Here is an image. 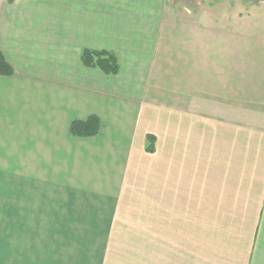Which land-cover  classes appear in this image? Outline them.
Returning <instances> with one entry per match:
<instances>
[{
  "label": "crops",
  "instance_id": "crops-1",
  "mask_svg": "<svg viewBox=\"0 0 264 264\" xmlns=\"http://www.w3.org/2000/svg\"><path fill=\"white\" fill-rule=\"evenodd\" d=\"M165 9L0 0V264H264V128L158 105ZM85 48L118 73L82 65ZM90 115L98 135L72 136ZM133 158L144 192H128Z\"/></svg>",
  "mask_w": 264,
  "mask_h": 264
},
{
  "label": "rangeland",
  "instance_id": "rangeland-1",
  "mask_svg": "<svg viewBox=\"0 0 264 264\" xmlns=\"http://www.w3.org/2000/svg\"><path fill=\"white\" fill-rule=\"evenodd\" d=\"M165 18L174 19L164 29L175 39L162 42L176 50L150 84L158 105L264 128V0H166ZM148 162L130 164L138 180L130 178L128 192H144Z\"/></svg>",
  "mask_w": 264,
  "mask_h": 264
},
{
  "label": "trees",
  "instance_id": "trees-1",
  "mask_svg": "<svg viewBox=\"0 0 264 264\" xmlns=\"http://www.w3.org/2000/svg\"><path fill=\"white\" fill-rule=\"evenodd\" d=\"M80 62L86 67H93L101 70L107 75H115L119 71V62L117 55L112 51L85 48L80 53ZM13 69L5 60L0 51V74L10 75ZM101 128V122L98 116L90 115L85 120H73L70 123V134L75 137L88 138L98 135ZM155 138L153 134L147 135V149L152 152L154 149Z\"/></svg>",
  "mask_w": 264,
  "mask_h": 264
}]
</instances>
